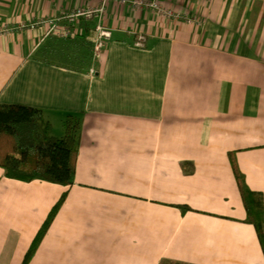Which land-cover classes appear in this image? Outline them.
Wrapping results in <instances>:
<instances>
[{"label":"crops","instance_id":"1","mask_svg":"<svg viewBox=\"0 0 264 264\" xmlns=\"http://www.w3.org/2000/svg\"><path fill=\"white\" fill-rule=\"evenodd\" d=\"M102 1L0 0V105L56 137L80 124L73 184L0 167V264H23L64 194L28 264H264L231 160L264 195V0H160L179 18L108 0L96 68L98 18L87 44L30 27Z\"/></svg>","mask_w":264,"mask_h":264},{"label":"trees","instance_id":"2","mask_svg":"<svg viewBox=\"0 0 264 264\" xmlns=\"http://www.w3.org/2000/svg\"><path fill=\"white\" fill-rule=\"evenodd\" d=\"M82 28L84 31L88 29L86 25ZM65 39L70 40V43L76 39L84 40L81 44L88 43L84 32ZM79 145L80 124L77 120L69 117L65 121V134L56 137L41 109L25 104L0 105V167L5 170L7 177L71 185L75 182ZM231 160L247 213L246 221L255 226L264 250V195L249 188L234 154H231ZM65 197L66 194L43 224L23 264H28L35 254ZM187 209L183 207L184 211Z\"/></svg>","mask_w":264,"mask_h":264},{"label":"built area","instance_id":"3","mask_svg":"<svg viewBox=\"0 0 264 264\" xmlns=\"http://www.w3.org/2000/svg\"><path fill=\"white\" fill-rule=\"evenodd\" d=\"M123 4H128L133 7H143L153 9L163 15L169 17H181V14L174 13L171 10L164 9L160 0H119ZM108 0H103L96 7H79L71 11H66L62 15L52 18H42L32 23L31 28L38 25L46 27V36L54 35L59 38H74L81 34L79 24L82 20L99 19V22L94 26V52L93 56L97 61H101L105 54L108 44L112 38V29L103 25L100 20L105 12V6ZM135 46L143 48L147 44V36L143 33H138L134 42Z\"/></svg>","mask_w":264,"mask_h":264},{"label":"rangeland","instance_id":"4","mask_svg":"<svg viewBox=\"0 0 264 264\" xmlns=\"http://www.w3.org/2000/svg\"><path fill=\"white\" fill-rule=\"evenodd\" d=\"M94 38H95V34L92 36V40L90 43L92 53L94 52ZM93 61H94L93 66H94V68H96V64L98 63V61L95 58Z\"/></svg>","mask_w":264,"mask_h":264}]
</instances>
